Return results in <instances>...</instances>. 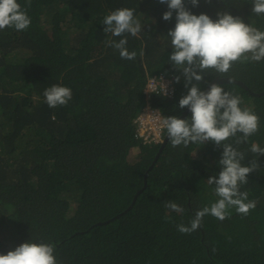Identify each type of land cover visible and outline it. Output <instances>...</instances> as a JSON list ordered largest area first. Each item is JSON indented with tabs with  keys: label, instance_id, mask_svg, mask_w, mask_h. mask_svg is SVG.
I'll return each mask as SVG.
<instances>
[{
	"label": "trees",
	"instance_id": "obj_1",
	"mask_svg": "<svg viewBox=\"0 0 264 264\" xmlns=\"http://www.w3.org/2000/svg\"><path fill=\"white\" fill-rule=\"evenodd\" d=\"M18 3L30 26L0 30V254L35 242L53 246L56 264H264V155L250 150L252 143L264 148V94L218 84L259 117L246 143L225 141L244 153L242 165L259 164L240 185L255 208L243 215L232 207L223 221L205 215L198 230L182 234L177 225L190 227L195 212L218 199L208 178L220 171L223 147L168 140L152 164L160 144L143 143L133 124L148 97L164 117L179 118L187 108L178 107L187 94L183 73L169 62L175 12L165 21L168 8L159 0ZM185 5L195 15L229 13L264 31L252 0ZM120 8L133 9L141 23L137 36L125 34L133 60L107 45L124 37L103 31V18ZM159 75L174 81L172 97L144 92ZM215 77L260 93L264 60L241 57L226 74L205 70L201 90ZM53 85L72 90L67 105H47L43 92ZM190 118L189 110L183 119ZM169 201L184 211L169 210Z\"/></svg>",
	"mask_w": 264,
	"mask_h": 264
},
{
	"label": "clouds",
	"instance_id": "obj_2",
	"mask_svg": "<svg viewBox=\"0 0 264 264\" xmlns=\"http://www.w3.org/2000/svg\"><path fill=\"white\" fill-rule=\"evenodd\" d=\"M159 2L166 4L168 8L162 17L165 21L171 20L175 12V26L167 33L172 48L169 62L183 73L185 79L187 94L180 98L178 107H187L191 112L190 119L163 116L162 128L166 130L173 147H187L190 143L203 145L208 141L223 147L222 157L218 162L220 171L208 178V183L214 185V194L218 199L210 206L197 210L190 221V227L177 225L180 233L190 234L199 229L205 215L223 221L229 217V209L232 207H235L237 213L247 215L256 206L254 201H248L247 192L240 191V185L248 183V175L257 170L259 164L257 160H253L248 166L242 165L244 153L225 141L234 140L236 145L246 143L259 130V117L248 109H242L240 98L221 86L213 83L205 92L201 90L199 82L202 81L205 70L213 69L217 73L226 74L232 63L241 57L256 62L264 60V31L229 13H217L215 20L207 14L195 15L186 8L185 0ZM188 2L193 7L199 5V0ZM251 11L257 15L264 14V0H252ZM30 24L31 18L18 0H0V30L14 28L16 31H25ZM102 24L105 33L124 37L118 41L109 40L107 45L118 50L122 59H135L136 52H129L125 37L126 33L137 36L142 30L140 21L134 16V10L116 9L103 18ZM179 80L180 77L177 76L176 81ZM174 91L173 89L169 96L157 94L172 97ZM43 96L51 108L65 106L72 99V90L66 86L53 85L44 90ZM148 100L149 97L145 99V106L151 107ZM165 135L157 144H161ZM250 150L258 156L264 155V148L256 143H252ZM165 207L176 213L184 211L171 201ZM0 264H56V258L52 245L25 242L15 250L0 254Z\"/></svg>",
	"mask_w": 264,
	"mask_h": 264
},
{
	"label": "built area",
	"instance_id": "obj_3",
	"mask_svg": "<svg viewBox=\"0 0 264 264\" xmlns=\"http://www.w3.org/2000/svg\"><path fill=\"white\" fill-rule=\"evenodd\" d=\"M144 92L148 94L155 92L168 96L172 95V82L162 75L152 76L149 78ZM163 118L159 110L145 106L134 119L136 137L143 143H159L164 134V129L161 125Z\"/></svg>",
	"mask_w": 264,
	"mask_h": 264
},
{
	"label": "water",
	"instance_id": "obj_4",
	"mask_svg": "<svg viewBox=\"0 0 264 264\" xmlns=\"http://www.w3.org/2000/svg\"><path fill=\"white\" fill-rule=\"evenodd\" d=\"M215 83V84H223V83H233V84H236L237 86H240L241 88H243L244 90H246L248 93L254 95V96H260L262 94H264V91L260 92V93H254L252 92L242 81L240 80H236V79H233V78H230V77H215L214 79H212L207 85L206 87L204 88L203 91L207 92L209 89H210V86ZM189 109L186 108L183 113L179 116L180 119H183L186 114L188 113ZM168 138H167V134L165 135L163 141L161 142L160 144V147L155 155V158L152 162V164L157 160V158L159 157V154L161 152V150L163 149V147L165 146V144L168 142ZM152 166V165H151ZM150 166V167H151ZM146 186V182H145V178L143 180V188ZM139 192L136 193V195L138 194ZM100 224V223H98Z\"/></svg>",
	"mask_w": 264,
	"mask_h": 264
}]
</instances>
